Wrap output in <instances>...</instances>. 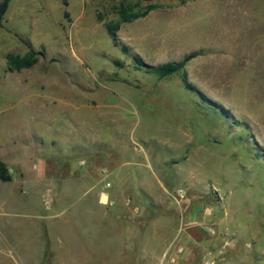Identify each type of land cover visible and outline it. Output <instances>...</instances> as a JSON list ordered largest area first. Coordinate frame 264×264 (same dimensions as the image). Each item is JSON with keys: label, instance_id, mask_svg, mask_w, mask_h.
I'll list each match as a JSON object with an SVG mask.
<instances>
[{"label": "rangeland", "instance_id": "1", "mask_svg": "<svg viewBox=\"0 0 264 264\" xmlns=\"http://www.w3.org/2000/svg\"><path fill=\"white\" fill-rule=\"evenodd\" d=\"M0 161V264H264V0H13Z\"/></svg>", "mask_w": 264, "mask_h": 264}, {"label": "trees", "instance_id": "2", "mask_svg": "<svg viewBox=\"0 0 264 264\" xmlns=\"http://www.w3.org/2000/svg\"><path fill=\"white\" fill-rule=\"evenodd\" d=\"M13 0H3L0 4V25L9 10L10 4ZM66 4V3H65ZM161 8V5L157 4H150L147 6L140 7L139 5H135L132 3H120L119 6H116L117 14L119 16L118 21H110L106 24L107 30L113 40V43L116 47L120 46L118 33L124 24L132 23L140 18L146 17L150 12ZM28 46V45H27ZM122 50L124 52H128V48L122 46ZM44 54L39 51H35L31 49L26 55H14L9 54L7 56V62L9 65L10 72H20L24 69H31L34 67L38 62L40 57ZM136 63L147 67L150 72L158 75L160 78L170 77L176 74L183 72L187 62L190 60L186 58L182 62L179 63H167L158 67H149L143 64L140 59H136ZM0 180L2 182H10L11 176L9 175L8 168L6 164L0 161Z\"/></svg>", "mask_w": 264, "mask_h": 264}, {"label": "crops", "instance_id": "3", "mask_svg": "<svg viewBox=\"0 0 264 264\" xmlns=\"http://www.w3.org/2000/svg\"><path fill=\"white\" fill-rule=\"evenodd\" d=\"M2 161H5V159H1ZM44 168H43V170H42V173H39V175L38 174H36V178H38L40 181H45V179L47 180V175H46V170H45V166H43ZM44 170H45V172H44ZM10 175V174H9ZM11 176V175H10ZM2 181L0 180V183H1ZM14 182V179H12V177H11V181L10 182H2V183H7L9 186H10V184H12ZM9 186H6V187H9ZM99 199H101L102 200V203L101 204H104V205H106V204H108V199H109V197H108V195H106L104 192H100V194H99ZM46 198L47 197H45V199H44V201L46 200ZM46 202H47V204L49 203L48 202V200H46ZM55 203V201L53 200L52 202H51V204H49L48 206L49 207H53L52 205ZM44 205V204H43ZM4 245H6L7 247H8V250L6 249V248H3V249H1V247H0V256H1V258H3V259H7V260H12V258L8 255V253H14L13 251H14V249L13 248H11L13 245L10 243V242H8V243H5ZM3 247H5V246H3Z\"/></svg>", "mask_w": 264, "mask_h": 264}]
</instances>
